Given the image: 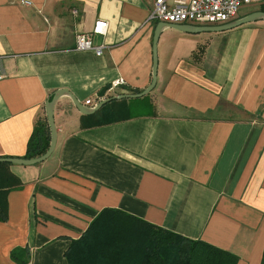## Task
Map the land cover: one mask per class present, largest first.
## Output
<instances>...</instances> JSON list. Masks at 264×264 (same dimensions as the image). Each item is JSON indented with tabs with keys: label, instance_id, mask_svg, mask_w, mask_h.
<instances>
[{
	"label": "crops",
	"instance_id": "crops-1",
	"mask_svg": "<svg viewBox=\"0 0 264 264\" xmlns=\"http://www.w3.org/2000/svg\"><path fill=\"white\" fill-rule=\"evenodd\" d=\"M30 1L0 0V158H26L57 90L85 105L108 84L105 97L147 89L166 24L150 93L92 114L62 95L50 157L0 162V264H70L67 250L105 208L261 264L264 20L190 32L173 25H215L151 20L155 0ZM99 19L103 53L78 50Z\"/></svg>",
	"mask_w": 264,
	"mask_h": 264
},
{
	"label": "trees",
	"instance_id": "trees-1",
	"mask_svg": "<svg viewBox=\"0 0 264 264\" xmlns=\"http://www.w3.org/2000/svg\"><path fill=\"white\" fill-rule=\"evenodd\" d=\"M50 141L47 118L37 121L25 157L43 155L49 149ZM66 257L70 264L238 263L234 253L150 224L117 208L103 209L82 236L72 242ZM261 264H264V252Z\"/></svg>",
	"mask_w": 264,
	"mask_h": 264
},
{
	"label": "built area",
	"instance_id": "built-area-1",
	"mask_svg": "<svg viewBox=\"0 0 264 264\" xmlns=\"http://www.w3.org/2000/svg\"><path fill=\"white\" fill-rule=\"evenodd\" d=\"M255 1L264 0H155L150 10V19L168 23H191L196 25H219L236 19L241 7ZM24 4H32L30 0H21ZM76 12V11H75ZM108 21L99 19L95 22L91 33H79L76 38L78 50L94 49L97 54L103 53V46L93 44L92 35L106 34ZM3 75L0 74V79ZM98 102L90 99L85 105L95 107Z\"/></svg>",
	"mask_w": 264,
	"mask_h": 264
},
{
	"label": "water",
	"instance_id": "water-1",
	"mask_svg": "<svg viewBox=\"0 0 264 264\" xmlns=\"http://www.w3.org/2000/svg\"><path fill=\"white\" fill-rule=\"evenodd\" d=\"M259 20H264V11L263 10H257L250 12L244 16H241L239 18H236L230 22L215 25V26H194V25H173L176 26L178 29L184 30V31H190V32H200V31H225L229 29L236 28L238 26H241L246 23L255 22ZM164 24L161 23L158 25L155 36H154V43H153V54H154V65H153V79L151 84L147 89H145L142 92L139 93H132V94H119L114 95L111 97H105L107 94V91L112 88V84H108L105 87L102 88V90L98 93V97L101 99V101L95 106V107H88L86 105H83L76 97L68 90L62 89L57 90L52 98L46 103V113H47V119L50 126L51 131V141L49 149L41 156L33 157V158H21V157H12V158H0V162H11V163H18V164H24V165H32L36 163H40L44 160H46L50 155L54 152L57 144L58 139V133L56 128V122L54 117V105L59 97L62 95H69L76 107L84 114H92L95 113L97 110H99L102 106H104L106 103L114 100V99H121V98H128V97H140L144 96L148 93H150L157 84L158 79V41L160 38L161 31L164 27Z\"/></svg>",
	"mask_w": 264,
	"mask_h": 264
},
{
	"label": "rangeland",
	"instance_id": "rangeland-1",
	"mask_svg": "<svg viewBox=\"0 0 264 264\" xmlns=\"http://www.w3.org/2000/svg\"><path fill=\"white\" fill-rule=\"evenodd\" d=\"M261 8H264V1H255L249 5H244L241 7L239 16H243L253 11L261 10Z\"/></svg>",
	"mask_w": 264,
	"mask_h": 264
}]
</instances>
